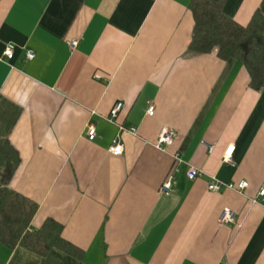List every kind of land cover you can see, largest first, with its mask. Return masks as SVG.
I'll use <instances>...</instances> for the list:
<instances>
[{"label":"crops","instance_id":"crops-1","mask_svg":"<svg viewBox=\"0 0 264 264\" xmlns=\"http://www.w3.org/2000/svg\"><path fill=\"white\" fill-rule=\"evenodd\" d=\"M191 3L0 0V58L15 47L0 60V140L20 157L9 187L38 204L31 232L54 221L82 253L0 242V264H264V88L236 60L190 53ZM256 11L264 0L224 6L242 26ZM118 103L136 135L109 121ZM163 129L176 134L167 152L153 146ZM118 136L121 157L109 152ZM190 167L203 175L189 181ZM213 178L249 187L211 193Z\"/></svg>","mask_w":264,"mask_h":264},{"label":"trees","instance_id":"trees-1","mask_svg":"<svg viewBox=\"0 0 264 264\" xmlns=\"http://www.w3.org/2000/svg\"><path fill=\"white\" fill-rule=\"evenodd\" d=\"M227 0H192L190 9L195 27L189 51L193 55H216L223 61L236 60L250 74L251 87L264 88V15L256 11L247 26L224 14ZM20 157L8 140H0V242L10 248L18 246L46 256L52 249L80 258V250L65 240L63 228L46 221L31 232L38 204L11 190L9 185Z\"/></svg>","mask_w":264,"mask_h":264},{"label":"built area","instance_id":"built-area-1","mask_svg":"<svg viewBox=\"0 0 264 264\" xmlns=\"http://www.w3.org/2000/svg\"><path fill=\"white\" fill-rule=\"evenodd\" d=\"M77 45H78V41H72L69 43V46L71 49H75ZM14 50H15V47L13 45H8L3 53V56L0 58V60L4 61V59H8V60L12 59L14 56ZM26 57L28 60H33L35 58V53L30 51L27 53ZM96 78H99V77H96ZM123 111H124V104L123 103L116 104L109 113V117H108L109 121L114 124H118L120 134L127 132L132 135H136L137 130L135 128H131L127 130L121 123H119V116L121 115ZM154 113H155V108L151 106L148 110V115L153 116ZM88 136H89L90 141H93L95 139L96 130L93 126L89 128ZM119 138L120 136H118V138L114 140L113 145L109 149V152L115 157H121L124 154V146L120 143ZM175 141H176V134L169 129H163L160 132L158 139L153 144V146L160 151L167 152L174 145ZM210 150H212V147H210ZM235 150H236V147L234 145H230L226 149L224 156H223V162L225 164H230V165L233 164V156H234ZM173 158H174L175 163L182 162L179 155H173ZM202 175H203V172L194 167H190L187 172V178L189 181H195L198 178H200ZM173 179L174 177H173V174L171 173L168 176L167 180L162 185V187L160 188L161 194H168L172 191ZM248 187H249V183L247 182L222 183V182H219L217 179L213 178L212 182L208 185V190L211 193H220L224 190H230V191L243 194L248 189ZM259 197L264 198V187L260 190ZM234 220H235L234 212L231 211L230 209H224L220 217V222L229 224V223H234Z\"/></svg>","mask_w":264,"mask_h":264}]
</instances>
